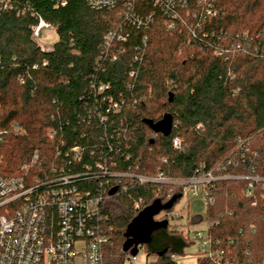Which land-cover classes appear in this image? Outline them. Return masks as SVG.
Returning a JSON list of instances; mask_svg holds the SVG:
<instances>
[{
  "label": "trees",
  "instance_id": "1",
  "mask_svg": "<svg viewBox=\"0 0 264 264\" xmlns=\"http://www.w3.org/2000/svg\"><path fill=\"white\" fill-rule=\"evenodd\" d=\"M207 3L215 16L206 20L208 36L200 42L183 29H166L159 15L149 28H136L121 6L96 11L86 0L57 7L52 0H0V176L16 175L35 150L49 165L59 140L61 149L80 147L84 164L102 162L113 171L175 180L210 173L218 179L207 190L203 215L174 224L173 207L161 212L155 221L166 226L139 249L154 264H175L191 241L181 228L205 223L210 249L224 264H262L264 0ZM142 7L140 16L151 11L147 2ZM39 18L57 36L48 52L32 40ZM115 31L125 41L104 48L103 37ZM215 49L226 52L216 56ZM165 115L172 119L166 136L145 123ZM49 132L57 135L53 145ZM114 185L101 206L99 230L108 239L103 264H124V233L138 212L155 200L182 197L165 184L121 179ZM197 264L211 261L199 257Z\"/></svg>",
  "mask_w": 264,
  "mask_h": 264
},
{
  "label": "built area",
  "instance_id": "2",
  "mask_svg": "<svg viewBox=\"0 0 264 264\" xmlns=\"http://www.w3.org/2000/svg\"><path fill=\"white\" fill-rule=\"evenodd\" d=\"M52 1L55 7L65 4V0ZM86 2L96 11H109L121 6L125 11V20L140 29L149 28L155 16L159 15L163 18L166 29H183L192 39L200 42H204L208 36L203 28L206 20L215 16L207 0ZM143 2L151 4V11L140 16L137 10L143 8ZM191 4L195 6L193 10ZM43 29L53 28L40 18L31 27L32 40L37 46L39 45L36 40ZM125 39L119 32H108L103 37V46L107 49L114 41L123 42ZM145 41L146 37H143V46ZM39 48L42 52L50 50V47ZM223 52L226 50L215 49L214 55L219 56ZM111 59L115 60L116 56ZM105 88L100 86L98 91ZM112 109L117 112L118 105L113 104ZM11 129L13 132L18 130L16 126ZM3 134L4 132L0 131V168L3 162ZM56 137L53 132H49L46 140L53 145ZM172 144L177 147V139H174ZM61 146L62 142L59 140L54 149L55 157L49 165L35 150L28 160L19 166L16 175L0 176V264H103V247L108 243V239L99 230L102 220L101 206L111 196L110 189L117 186L114 185L115 182L130 179L140 185L150 183L174 186L181 190L182 195L185 193L205 208L210 203L207 190L218 179L210 173L175 180L162 174L150 177L127 171H113L102 162L84 164L83 150L78 146L66 149H61ZM250 181L260 180L252 177ZM93 182H96L95 186ZM121 188L125 190V186ZM246 195L253 197L251 183L248 184ZM160 214L162 213L154 220ZM169 218L172 223L181 224L173 222L179 218L174 212ZM181 229L183 230V227ZM192 240L196 243L200 257L208 258L211 264H224L222 254H214L211 251V241L206 228L205 232H193Z\"/></svg>",
  "mask_w": 264,
  "mask_h": 264
},
{
  "label": "water",
  "instance_id": "3",
  "mask_svg": "<svg viewBox=\"0 0 264 264\" xmlns=\"http://www.w3.org/2000/svg\"><path fill=\"white\" fill-rule=\"evenodd\" d=\"M171 98L172 95L169 94V102ZM145 123L154 133H160L164 136L170 133L172 127V119L168 115H165L162 120L155 124L150 121H145ZM180 198V195L173 196L166 203L155 200L149 206L138 212L126 227L124 233L125 241L121 249L122 252L129 253V257H135L139 248L150 242L152 233L166 226V222L159 223L156 222L154 218L159 213L170 210Z\"/></svg>",
  "mask_w": 264,
  "mask_h": 264
},
{
  "label": "rangeland",
  "instance_id": "4",
  "mask_svg": "<svg viewBox=\"0 0 264 264\" xmlns=\"http://www.w3.org/2000/svg\"><path fill=\"white\" fill-rule=\"evenodd\" d=\"M56 41L57 36L53 29H43L39 32V37L37 38L36 43L41 47H51ZM176 56L179 58L181 54H177ZM173 211L179 217L178 220H173V222L184 223L186 217L203 215L204 208L200 202H195L194 199L184 193L174 204ZM205 228V223L183 227L184 234L187 235L191 241L190 245L183 251L182 255L173 258L175 264H197V260L201 255L197 250L196 243L192 240V234L195 231L205 232ZM126 257L127 259H125L124 264H154L155 262L153 256L146 258L143 249L138 250L134 259H131L128 256Z\"/></svg>",
  "mask_w": 264,
  "mask_h": 264
},
{
  "label": "crops",
  "instance_id": "5",
  "mask_svg": "<svg viewBox=\"0 0 264 264\" xmlns=\"http://www.w3.org/2000/svg\"><path fill=\"white\" fill-rule=\"evenodd\" d=\"M262 264H264V261L262 262Z\"/></svg>",
  "mask_w": 264,
  "mask_h": 264
}]
</instances>
